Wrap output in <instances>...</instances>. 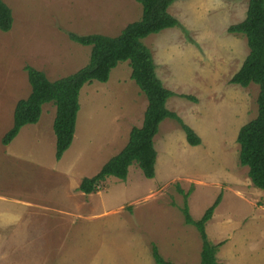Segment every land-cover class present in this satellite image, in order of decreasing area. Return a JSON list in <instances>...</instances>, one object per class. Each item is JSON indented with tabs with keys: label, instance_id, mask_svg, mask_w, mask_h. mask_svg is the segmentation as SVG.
<instances>
[{
	"label": "rangeland",
	"instance_id": "rangeland-1",
	"mask_svg": "<svg viewBox=\"0 0 264 264\" xmlns=\"http://www.w3.org/2000/svg\"><path fill=\"white\" fill-rule=\"evenodd\" d=\"M3 1L14 23L10 32L0 30V264H155L153 243L167 261L200 264L203 241L185 222L184 194L194 220L222 194L206 225L209 240L222 244L218 264H264V190L240 164L237 141L240 129L258 116L260 89L230 82L249 47L245 36L228 28L245 19L249 0H173L169 12L179 25L143 42L158 77L175 93L168 108L202 142L191 146L182 126L167 120L154 140V179L134 163L126 182L108 178L105 192L87 197L77 189L83 179L123 149L129 134L119 139L121 131L143 122L147 98L131 79L129 62L112 70L107 83L83 87L75 142L61 161L55 158L53 103L11 146L1 141L13 127L17 103L31 93L26 66L51 81L76 73L89 63L91 47L70 35L117 37L141 20L142 5Z\"/></svg>",
	"mask_w": 264,
	"mask_h": 264
},
{
	"label": "trees",
	"instance_id": "trees-1",
	"mask_svg": "<svg viewBox=\"0 0 264 264\" xmlns=\"http://www.w3.org/2000/svg\"><path fill=\"white\" fill-rule=\"evenodd\" d=\"M136 1L142 5V18L127 25L119 36L70 35L72 41L91 47L89 63L76 73L51 81L44 72L26 66L31 93L17 103L13 127L2 139L4 146L11 144L25 126L39 123L44 105L53 103L56 107V159L60 161L74 141L83 87L94 81L107 83L112 70L120 63L129 62L131 79L148 100L144 122L142 127L131 130L126 147L111 158L96 176L83 179L78 190L85 195L105 192L108 178L127 181L129 169L134 163H138L147 179H154L157 162L154 138L159 133L160 125L167 119L182 126L191 146H198L202 142L177 113L167 108L168 100L175 93L167 89L158 77L152 52L143 42L153 34L179 25V21L169 12L173 0ZM13 23L11 8L0 0V30L10 32ZM228 32L245 36L249 47L248 56L230 82L243 88L255 84L260 89L258 116L240 129L237 141L240 145V164L249 169L248 175L253 185L264 190V0H249L245 19L230 26ZM183 98L196 101V98L188 95H183ZM180 192L184 194L182 190ZM188 195L184 194L186 201L182 211L186 224L196 227L203 241L200 264H218L217 254L222 244L216 245L209 240L206 225L221 204L222 194L200 220H194L190 214ZM152 256L155 264H177L167 261L155 243L152 244Z\"/></svg>",
	"mask_w": 264,
	"mask_h": 264
},
{
	"label": "crops",
	"instance_id": "crops-1",
	"mask_svg": "<svg viewBox=\"0 0 264 264\" xmlns=\"http://www.w3.org/2000/svg\"><path fill=\"white\" fill-rule=\"evenodd\" d=\"M247 44H248V43H247ZM244 61H245V60H244ZM136 85H137V84H136ZM233 85H235V84H233ZM137 86H138V85H137ZM237 86H239V85H237ZM240 88H241V86H240ZM181 96H182V98H183V95H181ZM188 96H189V95H188ZM185 99H186V98H185ZM169 100H170V99H169ZM169 100H168V101H169ZM147 106H148V100H147ZM168 106H169V102L167 103V108H168ZM146 109H147V107H146ZM146 109H145V111H146ZM168 109H169V108H168ZM169 110H170V109H169ZM170 111H171V110H170ZM172 112H173V111H172ZM42 113H43V111H42ZM144 115H145V112H144ZM55 117H56V116H55ZM167 120H171V119H167ZM167 120H165L164 122H166ZM173 121H174V120H173ZM143 122H144V117H143ZM143 122H142V123H137V126H140V124H141L140 127H142ZM35 125H37V124H35ZM161 125H162V124H161ZM161 125H160V128H161ZM27 126H28V125H27ZM76 127H77V126H76ZM140 127H138V128H140ZM24 128H25V127H24ZM24 128H23V129H24ZM133 128H134V125H133L132 129H133ZM23 129L21 130L20 134L23 133ZM132 129H131V130H132ZM131 130H130V131L127 130L126 132L121 131L122 133L120 132V134H119V139H123V137H124V140H126V139L128 138V134H129V137H130ZM159 133H160V129H159ZM159 133H158V135H159ZM158 135H156V136H158ZM55 136H56V135H55ZM19 137H20V135H18L16 138H19ZM155 138H156V137H155ZM155 138H154V140H155ZM119 139H118V140H119ZM15 140H16V139H15ZM15 140H14V141H15ZM14 141L12 142V144L14 143ZM1 142H2V141H1ZM74 142H75V139H74ZM74 142H73V143H74ZM128 142H129V139L126 140V143H125L123 149L126 147V145L128 144ZM12 144H11V145H12ZM11 145H9V146H11ZM154 145H155V142H154ZM82 148H83V147H82ZM155 148H156V145H155ZM70 149H71V148H70ZM123 149H121V151H122ZM80 150H81V148H80ZM83 150H84V148H83ZM68 151H69V150H68ZM68 151H66V153L64 154L63 157H65V155H67ZM121 151H120V152H121ZM156 151H157V149H156ZM120 152H119V153H120ZM119 153H118V154H119ZM118 154H117V155H118ZM63 157H62V159H63ZM114 157H115V156H114ZM55 158H56V152H55ZM62 159H61V160H62ZM158 159H159V155H158V151H157V162H156L157 166H158ZM61 160H60V161H61ZM106 163H107V162H106ZM106 163H105V164H106ZM129 171H130V170H129ZM142 173H143V172H142ZM143 175H144V174H143ZM145 178H146V177H145ZM125 182H126V181H125ZM78 188H79V187H78ZM78 188H77V189H78ZM81 194H82L84 197H87V196H91V195H93V194H91V195H85V194L82 193V192H81ZM95 194H96V193H95ZM100 195H101V194H100ZM93 197H94V196H93ZM83 203L86 205L85 202H83Z\"/></svg>",
	"mask_w": 264,
	"mask_h": 264
}]
</instances>
